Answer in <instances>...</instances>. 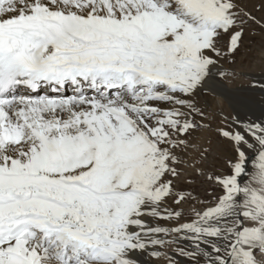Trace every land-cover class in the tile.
I'll return each instance as SVG.
<instances>
[{"label": "snow or ice", "instance_id": "snow-or-ice-1", "mask_svg": "<svg viewBox=\"0 0 264 264\" xmlns=\"http://www.w3.org/2000/svg\"><path fill=\"white\" fill-rule=\"evenodd\" d=\"M257 35L264 0H0V264H264V118L207 99Z\"/></svg>", "mask_w": 264, "mask_h": 264}, {"label": "bare ground", "instance_id": "bare-ground-1", "mask_svg": "<svg viewBox=\"0 0 264 264\" xmlns=\"http://www.w3.org/2000/svg\"><path fill=\"white\" fill-rule=\"evenodd\" d=\"M236 67L244 73V75H238L232 79L233 81L238 80L239 84L214 82L212 87L216 89L217 96L207 98L210 106L222 111L226 116L239 115L241 119L264 118V91L258 87L244 85L245 82H264V73L254 70L244 71L241 67ZM221 148H219V152L222 156ZM225 153L229 156L234 155L229 145Z\"/></svg>", "mask_w": 264, "mask_h": 264}, {"label": "rangeland", "instance_id": "rangeland-1", "mask_svg": "<svg viewBox=\"0 0 264 264\" xmlns=\"http://www.w3.org/2000/svg\"><path fill=\"white\" fill-rule=\"evenodd\" d=\"M257 15H260V13H257ZM251 40V43H249ZM261 43V37L259 35L255 36V37H245V44L246 46H249L251 48V51H248L246 54H238L237 56V65L238 67H241L244 71H258L261 73H264V59H261L258 49ZM244 50H242L243 52ZM235 82V83H234ZM238 80L233 81L231 80L230 83H234V84H239L237 83ZM244 85L246 86H252V82H245ZM225 146V147H224ZM222 148L220 150H222V156H221V152H219L218 157L216 160H214L211 163V166L214 169H221L224 166V160L227 157H231L233 156V154L231 156H229L228 154L225 153V150L228 149V145L224 144L221 146ZM227 147V148H226ZM203 183H199L197 185H195V189L197 192L203 193Z\"/></svg>", "mask_w": 264, "mask_h": 264}]
</instances>
